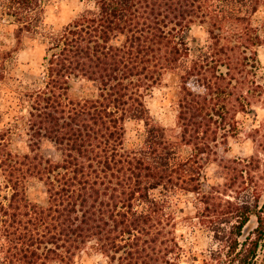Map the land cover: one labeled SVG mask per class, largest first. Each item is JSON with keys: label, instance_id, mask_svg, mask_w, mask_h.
<instances>
[{"label": "trees", "instance_id": "16d2710c", "mask_svg": "<svg viewBox=\"0 0 264 264\" xmlns=\"http://www.w3.org/2000/svg\"><path fill=\"white\" fill-rule=\"evenodd\" d=\"M81 1L79 14L55 28L47 22L51 0H0L16 37L44 46L41 77L18 92L27 150L10 147L17 123L0 127V264H83L91 255L105 264H181L175 208L182 193L195 196L196 215L185 218L204 224L220 246L211 259L258 264L264 174L254 182L252 170L261 160L228 172L230 182L209 191L204 168L238 135L237 115L264 104V21L255 22L264 0ZM195 25L208 40L192 55ZM171 71L180 77L174 140L148 105ZM80 81L95 93H72ZM130 121L145 129L133 148L126 145ZM46 142L54 155L41 152ZM32 181L44 186L45 204L28 197Z\"/></svg>", "mask_w": 264, "mask_h": 264}, {"label": "rangeland", "instance_id": "374dc122", "mask_svg": "<svg viewBox=\"0 0 264 264\" xmlns=\"http://www.w3.org/2000/svg\"><path fill=\"white\" fill-rule=\"evenodd\" d=\"M81 0H51L47 8V22L54 25L55 28L67 24L74 19L82 9ZM264 21V8L255 16V22L261 24ZM191 54L194 55L200 48L207 44L208 35L205 28L200 25L193 26L188 34ZM44 46L38 39H33L28 35L21 38L16 37L15 26L8 17L0 16V58L6 56L7 71L5 79L0 82V127L11 126L15 123L11 136L10 147L14 151H26L27 147L22 141L23 121L21 115V105L18 99V92L24 87H29L37 81L42 74V58ZM260 71L259 76L263 77L264 82V46L259 51ZM94 84L86 81L75 82L72 93L77 95H91L95 93ZM180 94V77L177 71L168 72L151 97L148 98V105L153 118L162 126L171 139L179 132L177 121V103ZM239 122L238 135L231 136L218 146L216 154L206 161L205 189L211 190L224 184H228V172L233 170L239 174V171L246 164L254 168L257 159L262 164L259 171H253L254 182L259 176L264 174V104L258 102L253 105L248 112L237 115ZM260 126V127H259ZM258 128V129H257ZM127 141L129 148L139 146L144 137V123L139 121H130L127 125ZM41 152L45 155H54L53 146L46 142L41 146ZM182 157H187L189 148L183 147L180 150ZM249 168V169H250ZM239 176V175H238ZM249 178V176L247 177ZM238 184V179H234ZM248 180V179H247ZM250 184L251 183L250 181ZM6 192L3 191L2 195ZM28 197L33 202L45 204L47 194L44 186L40 182L32 181L27 190ZM0 197V202L2 201ZM195 196L193 194H179L176 211L180 222L178 235L185 248L186 254L181 260V264H227L225 257L213 260L210 256L213 250L220 246L214 241L212 232L198 220L185 217H195L196 208L194 206ZM264 201V195L262 196ZM185 218V220H184ZM256 218L252 217L248 225V230L254 228ZM258 264H264V249L259 257ZM83 264H105L97 255L84 256Z\"/></svg>", "mask_w": 264, "mask_h": 264}]
</instances>
